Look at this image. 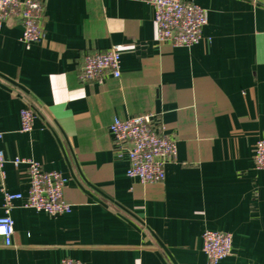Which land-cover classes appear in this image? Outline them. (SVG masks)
I'll use <instances>...</instances> for the list:
<instances>
[{"label":"crops","instance_id":"1","mask_svg":"<svg viewBox=\"0 0 264 264\" xmlns=\"http://www.w3.org/2000/svg\"><path fill=\"white\" fill-rule=\"evenodd\" d=\"M192 1L207 23L188 46L157 42L147 0H46L30 43L21 22L0 23V214L2 188L29 185L16 157L58 171L71 204L53 216L14 201L0 264H208L205 229L232 235L215 264H264V168L253 162L264 137V0ZM114 44L119 78L82 81L84 56ZM142 114L176 143L162 182L128 177L108 131Z\"/></svg>","mask_w":264,"mask_h":264},{"label":"built area","instance_id":"2","mask_svg":"<svg viewBox=\"0 0 264 264\" xmlns=\"http://www.w3.org/2000/svg\"><path fill=\"white\" fill-rule=\"evenodd\" d=\"M46 0H0V23L13 18L21 22V39L30 43L41 38V16ZM153 8L156 40L172 46H188L198 42L207 23L206 10L192 0H147ZM120 45L114 44L105 51L84 56L80 74L82 81L102 82L105 76H120ZM20 130L28 132L33 125L32 110L23 107L19 112ZM117 155H126V175L141 183L162 182L164 166L176 153L173 137L158 130L151 114H142L124 119L114 118L108 125ZM2 133L0 132V139ZM5 156L0 148V177H3ZM253 162L257 168H264V137L254 145ZM14 166H27L29 185L25 194L3 190V213L0 214V237L5 246L12 245L14 232L10 214L12 204L20 200L22 206L41 210L49 215H60L70 211L71 204L63 196L65 179L56 170H45L38 161L16 157ZM202 250L208 264H215L228 256L232 249V235L229 232L205 229L201 235ZM55 264H86L64 257Z\"/></svg>","mask_w":264,"mask_h":264}]
</instances>
